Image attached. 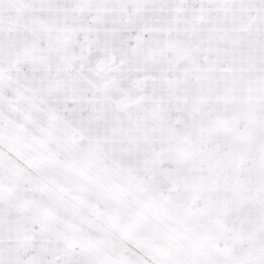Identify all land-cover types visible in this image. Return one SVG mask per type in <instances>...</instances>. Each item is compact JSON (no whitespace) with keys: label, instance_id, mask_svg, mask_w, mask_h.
Segmentation results:
<instances>
[{"label":"snow or ice","instance_id":"1","mask_svg":"<svg viewBox=\"0 0 264 264\" xmlns=\"http://www.w3.org/2000/svg\"><path fill=\"white\" fill-rule=\"evenodd\" d=\"M0 264H264V0H0Z\"/></svg>","mask_w":264,"mask_h":264}]
</instances>
